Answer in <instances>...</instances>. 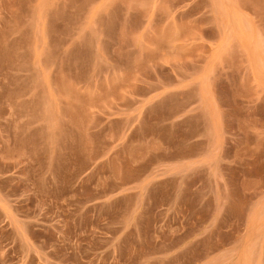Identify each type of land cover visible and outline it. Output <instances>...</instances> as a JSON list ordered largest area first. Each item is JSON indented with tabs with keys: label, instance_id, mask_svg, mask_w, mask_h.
<instances>
[{
	"label": "rangeland",
	"instance_id": "1",
	"mask_svg": "<svg viewBox=\"0 0 264 264\" xmlns=\"http://www.w3.org/2000/svg\"><path fill=\"white\" fill-rule=\"evenodd\" d=\"M0 264H264V0H0Z\"/></svg>",
	"mask_w": 264,
	"mask_h": 264
}]
</instances>
